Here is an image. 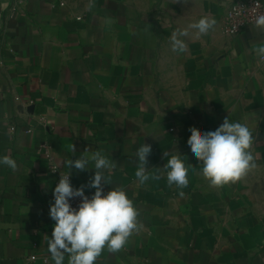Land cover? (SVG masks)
Returning a JSON list of instances; mask_svg holds the SVG:
<instances>
[{
	"label": "crops",
	"instance_id": "crops-1",
	"mask_svg": "<svg viewBox=\"0 0 264 264\" xmlns=\"http://www.w3.org/2000/svg\"><path fill=\"white\" fill-rule=\"evenodd\" d=\"M232 1L24 0L11 17L12 0H0V157L18 165H0V264H54L51 168L87 185L92 163L83 172L65 166L86 148L116 164L105 170L104 194L123 186L144 225L95 264H264V62L253 51L264 31L225 37ZM205 15L214 29L199 38L190 30L187 51L173 52L172 32ZM225 118L252 131L256 166L217 188L187 140L190 127L214 131ZM142 144L152 146L149 172L161 169L144 185L135 177ZM173 154L193 166L186 188L167 184Z\"/></svg>",
	"mask_w": 264,
	"mask_h": 264
},
{
	"label": "clouds",
	"instance_id": "clouds-1",
	"mask_svg": "<svg viewBox=\"0 0 264 264\" xmlns=\"http://www.w3.org/2000/svg\"><path fill=\"white\" fill-rule=\"evenodd\" d=\"M183 2L186 4L188 0ZM88 7L91 10L94 4L90 3ZM106 22L110 24L111 20ZM216 24L215 17L205 15L186 28H177L170 37L171 50L178 54L186 52L187 43L184 38L192 34L190 30H195L194 35L199 38L207 35ZM255 27L264 31V15L256 17ZM253 51L264 60V43L254 45ZM189 131L191 135L187 144L196 159L202 162L200 174L209 181L210 186L219 188L235 183L256 166L250 151L254 137L247 124L230 123L225 118L214 131L202 132L196 127H190ZM71 149L75 151V146L71 145ZM151 152L150 144H142L135 154L138 160L135 177L140 185L150 179H161V169L154 168V171L149 172L148 157ZM168 155L164 153V156ZM90 163L94 165L95 174L87 185L74 188L69 171L60 176L55 186L54 203L50 205L49 215L56 223L52 237H46L47 249L54 264H64L66 256L67 264H95L105 247L110 253L119 252L130 237L144 227L138 220L139 209L127 196L123 186L112 187L111 191L104 194V184L112 183L110 176L105 175V170L115 168L116 164L101 151L89 152L86 148L79 158L66 160L65 166L83 172L89 169ZM0 165L12 171L18 169L17 162L8 155L0 157ZM192 167L190 164L186 167L180 154L171 155L163 168L168 186L186 188L189 185V169ZM85 187L95 189L90 199L85 195ZM179 195L183 197L184 192L180 191ZM76 197L81 198L78 209L73 208L69 202Z\"/></svg>",
	"mask_w": 264,
	"mask_h": 264
},
{
	"label": "built area",
	"instance_id": "built-area-1",
	"mask_svg": "<svg viewBox=\"0 0 264 264\" xmlns=\"http://www.w3.org/2000/svg\"><path fill=\"white\" fill-rule=\"evenodd\" d=\"M61 5H64V3L61 2ZM23 6L24 0H12L10 16L12 17L21 13ZM258 15H264V0H233L224 16L222 25L224 36L228 39L239 36L247 27L255 26V19ZM262 61L264 62V60ZM40 148L47 154L50 152V147L47 144H42ZM51 172L58 175L55 186L59 182L60 176L68 174L56 166L51 168ZM70 180L73 186L71 175ZM85 195L88 196L89 199L91 198L90 195L86 193ZM69 202L73 208L78 209L81 198L76 197Z\"/></svg>",
	"mask_w": 264,
	"mask_h": 264
}]
</instances>
